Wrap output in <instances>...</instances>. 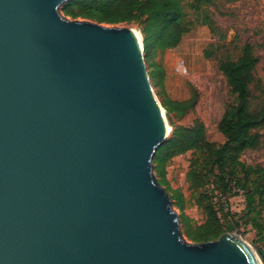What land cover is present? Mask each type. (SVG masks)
Here are the masks:
<instances>
[{
	"label": "water",
	"instance_id": "obj_1",
	"mask_svg": "<svg viewBox=\"0 0 264 264\" xmlns=\"http://www.w3.org/2000/svg\"><path fill=\"white\" fill-rule=\"evenodd\" d=\"M70 1L0 0V264H257L239 230L184 239L144 41Z\"/></svg>",
	"mask_w": 264,
	"mask_h": 264
},
{
	"label": "trees",
	"instance_id": "obj_2",
	"mask_svg": "<svg viewBox=\"0 0 264 264\" xmlns=\"http://www.w3.org/2000/svg\"><path fill=\"white\" fill-rule=\"evenodd\" d=\"M213 0H72L61 13L73 19L89 20L106 26H138L143 34L145 52L176 48L193 25L187 9L211 4ZM258 58L250 44L244 45L240 57L222 59L219 70L225 75L232 102L226 106L218 129L225 143L217 146L206 137L205 124L195 112L200 94L195 81L192 97L187 101H167L163 104L170 118L190 117L185 124H172L173 131L158 148L154 157V171L161 185L166 181V163L189 151L199 153L190 165L187 179L198 192L196 204L206 216L205 223L192 227L182 214L185 235L193 244L218 239L226 226L214 204V196L207 187L213 183L224 190L237 182L244 190L246 209L243 218L256 220L264 212V167L248 165L240 160L245 149L264 146V136L258 129L264 124V99L255 94L261 87L257 76ZM172 123V121H171ZM214 177L215 181H211ZM184 213V199L179 191L172 198ZM248 222L246 221L245 224ZM259 227V224H256ZM260 230H264L261 228ZM264 240V236H263ZM264 259V249L259 250Z\"/></svg>",
	"mask_w": 264,
	"mask_h": 264
},
{
	"label": "rangeland",
	"instance_id": "obj_3",
	"mask_svg": "<svg viewBox=\"0 0 264 264\" xmlns=\"http://www.w3.org/2000/svg\"><path fill=\"white\" fill-rule=\"evenodd\" d=\"M187 12L189 20L193 21L192 29L176 48L157 50L150 55L145 52L144 47L147 71L172 131L173 123L185 124L191 118L179 120L174 114L169 118L163 104L167 101L189 100L195 81L200 94L195 112L205 124L207 139L222 146L225 137L218 126L232 97L226 77L219 70V62L226 58L238 59L244 45L250 44L258 58L256 72L262 82L255 94L260 100L264 99V0H213L211 4L190 7ZM63 16L69 20H81ZM131 27L140 30V37L144 41L141 29L138 26ZM258 132L264 136V124ZM197 156L198 152L189 151L168 161L165 168L167 183L162 185L178 214L183 237L189 243L191 242L185 235V224L181 222L182 214L190 219L193 228L204 224L206 220L203 210L196 204L199 191L195 192L187 179L190 165ZM240 160L248 165L264 167V146L243 150ZM154 173L156 175L155 171ZM156 178L159 179L157 176ZM211 181H215L214 177H211ZM238 189L240 192H237ZM207 190L213 193L214 204L227 229L225 233L235 234L239 230L240 238L251 245L264 261L259 252L264 249V230H260L264 228V212L256 220L253 217L243 218L246 197L244 190L235 181L228 184L226 190L215 183L208 186ZM175 191H179L184 199V213L172 199Z\"/></svg>",
	"mask_w": 264,
	"mask_h": 264
},
{
	"label": "bare ground",
	"instance_id": "obj_4",
	"mask_svg": "<svg viewBox=\"0 0 264 264\" xmlns=\"http://www.w3.org/2000/svg\"><path fill=\"white\" fill-rule=\"evenodd\" d=\"M134 33H135V35L137 36L139 42L142 45V41H141V37H140L139 31L134 29ZM162 113H163V117H165V111H164L163 108H162ZM164 120H165L166 134H168L170 132V126L167 124L166 119H164ZM248 250L253 255L254 259L257 262V264H264V262L262 261V258L259 256L258 252L251 245H248Z\"/></svg>",
	"mask_w": 264,
	"mask_h": 264
},
{
	"label": "built area",
	"instance_id": "obj_5",
	"mask_svg": "<svg viewBox=\"0 0 264 264\" xmlns=\"http://www.w3.org/2000/svg\"><path fill=\"white\" fill-rule=\"evenodd\" d=\"M234 189H235V187H234ZM237 192H240V190L238 189Z\"/></svg>",
	"mask_w": 264,
	"mask_h": 264
}]
</instances>
